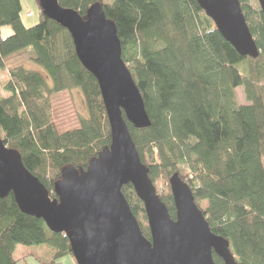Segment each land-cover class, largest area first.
<instances>
[{"label": "trees", "instance_id": "1", "mask_svg": "<svg viewBox=\"0 0 264 264\" xmlns=\"http://www.w3.org/2000/svg\"><path fill=\"white\" fill-rule=\"evenodd\" d=\"M82 18L94 4L116 29L121 58L142 96L150 125L122 116L159 199L175 220L172 175L185 182L212 233L228 242L236 264H264V17L257 0H239L259 54L241 56L196 0H57ZM20 0H0V72L30 49L37 70L15 67L2 85L0 138L56 197L63 168L86 170L111 143L95 77L80 63L70 34L46 17L26 27ZM11 33L1 35L3 28ZM76 89L86 117L58 132L52 95ZM242 98L240 101L239 90ZM122 193L143 236L150 233L131 184ZM44 246L43 264L70 255L69 242L44 221L23 213L10 192L0 198V264H19L16 246ZM215 264H224L214 252Z\"/></svg>", "mask_w": 264, "mask_h": 264}, {"label": "water", "instance_id": "2", "mask_svg": "<svg viewBox=\"0 0 264 264\" xmlns=\"http://www.w3.org/2000/svg\"><path fill=\"white\" fill-rule=\"evenodd\" d=\"M43 14L66 29L81 65L97 80L110 126L111 143L86 170L62 169L51 198L0 138V198L12 193L19 209L63 234L75 264H236L228 242L212 233L192 191L178 174L169 179L175 220L159 199L141 163L122 116L136 128L150 125L142 96L121 58L120 40L102 7L92 5L82 18L57 0H38ZM220 35L241 55L256 58L255 40L239 0H196ZM264 17V0H257ZM131 184L144 206L146 239L122 187Z\"/></svg>", "mask_w": 264, "mask_h": 264}, {"label": "rangeland", "instance_id": "3", "mask_svg": "<svg viewBox=\"0 0 264 264\" xmlns=\"http://www.w3.org/2000/svg\"><path fill=\"white\" fill-rule=\"evenodd\" d=\"M107 2H111V0H106ZM22 11L21 18L22 22L26 27L32 26L36 24L39 20L40 6L38 0H20ZM252 3H255V0H251ZM27 12H31L32 15L30 17L26 16ZM11 33L10 28L6 27L1 30L2 36H7ZM24 67L26 69L37 70L38 67L34 64L31 58L30 49L18 53L7 60L5 71L0 72V95H5L2 91V85L8 78V73L10 70L15 67ZM240 101L245 102L242 98L241 89L238 91ZM86 117V111L83 104L82 96L76 89H71L68 91H63L61 93H56L52 95V116L53 120L58 132H62L64 130L70 128H76L79 126V118ZM206 204H200V208L203 210ZM20 247L25 248L26 246L20 245ZM38 250L39 255H42L45 251L44 246H38L33 248ZM74 258L70 255L63 256L58 259L57 262L59 264H74ZM29 264H42L36 261H28Z\"/></svg>", "mask_w": 264, "mask_h": 264}, {"label": "crops", "instance_id": "4", "mask_svg": "<svg viewBox=\"0 0 264 264\" xmlns=\"http://www.w3.org/2000/svg\"><path fill=\"white\" fill-rule=\"evenodd\" d=\"M49 253L44 252L42 255H39L38 250H35L30 247L22 248L20 246H16L14 251V258L19 260V264H29L28 261H36L40 263L46 262L49 258ZM74 260V259H73ZM34 264V263H33ZM75 264V261H74Z\"/></svg>", "mask_w": 264, "mask_h": 264}, {"label": "built area", "instance_id": "5", "mask_svg": "<svg viewBox=\"0 0 264 264\" xmlns=\"http://www.w3.org/2000/svg\"><path fill=\"white\" fill-rule=\"evenodd\" d=\"M31 15H32L31 12H27V13H26V16H27V17H30Z\"/></svg>", "mask_w": 264, "mask_h": 264}]
</instances>
